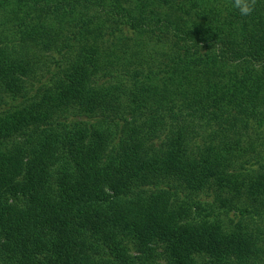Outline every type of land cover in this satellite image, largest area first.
<instances>
[{"label": "trees", "instance_id": "obj_1", "mask_svg": "<svg viewBox=\"0 0 264 264\" xmlns=\"http://www.w3.org/2000/svg\"><path fill=\"white\" fill-rule=\"evenodd\" d=\"M12 1L31 9L0 20V264H264V226L240 223L264 212V174L245 177V203L196 199L210 181L237 190L235 170L264 161V0L246 17L232 0L0 10ZM118 41L125 61L152 64L130 87L94 78L113 74ZM73 105L91 127L62 114Z\"/></svg>", "mask_w": 264, "mask_h": 264}, {"label": "rangeland", "instance_id": "obj_2", "mask_svg": "<svg viewBox=\"0 0 264 264\" xmlns=\"http://www.w3.org/2000/svg\"><path fill=\"white\" fill-rule=\"evenodd\" d=\"M31 9L30 6L27 3H15L14 1L12 2H8L6 4L3 5L2 9L0 10V20H4V18H10L13 17L15 12H26L27 10ZM93 11H88L86 12V16H92ZM15 18V17H14ZM13 18V19H14ZM12 21H9L8 24L6 23V25L4 27H9L11 28V23ZM9 33L11 32L10 30H7ZM134 40L131 41V43H133V41H136L137 39H139V37H133ZM121 40H124L123 37L121 36L119 41L121 42ZM12 41H15V38H13ZM116 42V46H111V48L109 49L111 52L108 53L106 59L107 61H109L110 65H111V72L113 73L110 76H106L101 74V72H99L97 75L94 76L95 79H97L98 82L100 83H107V84H115V83H119V82H124L126 84L127 87H130L131 84V76L132 74L139 70L141 72H139L140 75H142L143 73H147L149 71V67H152V64L147 65L146 63H141V64H136V63H132V62H128L124 60V57H127V55H125V53L121 50L118 49V46L120 45V42ZM98 43H100V40H97L95 42V44L99 45ZM84 46L83 43H79L76 44L74 46H72L71 50L66 53L64 55L63 58V63L61 64L62 68H66L74 59L75 54L77 52H79V50ZM150 48V47H149ZM108 50V51H109ZM128 58V57H127ZM139 75V76H140ZM111 77V78H110ZM6 107V106H5ZM62 114L64 115H77V116H81L83 119V122L86 120L89 123H82L81 125L84 127H91L90 123L94 122V119H92L91 117V113L87 112V111H82L80 110V108H78L77 106H70L68 107L66 110H63ZM89 120V121H88ZM187 121V118L185 119V122ZM188 122V121H187ZM97 126V125H96ZM102 126L105 130H110L111 132L114 130V127L111 124H100L99 127ZM98 127V126H97ZM208 127V125H205L201 130H203L204 128L206 129ZM210 127V126H209ZM58 133L62 132L64 130L63 127H58ZM68 129V128H65ZM209 129V128H207ZM199 131V130H198ZM20 137V136H19ZM16 138V141L20 142L21 139L20 138ZM259 145V144H256ZM260 146V145H259ZM258 150L261 149V147L257 148ZM252 161L248 164H246V166L242 169L239 170H235L236 174H238L237 178H239V188L237 190H235L233 187L230 189L228 188V190L225 191H220V189L218 187H216L214 185V181H210V187L205 186L204 189L200 190V191H196L197 196L196 199L199 200V204L198 206L203 207V209L212 204H213V200L215 199H220L223 201H228L230 199V201H236L237 204H240V201L245 203L243 200V195H245L247 188H248V181L245 177L247 178H252L254 177L256 174H258L259 172L261 174H264V161L261 162H256L257 159L260 160L259 157H252L251 158ZM233 171V170H232ZM240 171V174L238 173ZM234 172V171H233ZM220 191V192H219ZM96 192H98V190L96 189ZM108 192V190H107ZM229 193V194H226ZM217 194V196H216ZM183 198H178L176 201L172 202V205L175 207L177 205H179V203H182ZM231 203V202H230ZM191 210L190 213L188 214V218H193L194 216L196 217V206L195 205H191L190 206ZM264 211V210H263ZM7 214L12 217V219H14V221H16V223H20L22 216L20 214H18L17 212H15L13 209L8 208L6 210ZM202 217V216H200ZM201 220V219H197L196 221ZM219 220L222 221L224 224L228 223L229 225V221L227 219V217L225 215H223L222 213L219 215ZM203 221V220H202ZM252 223L255 225H258L259 227L264 226V212L262 214L261 217H256L253 215H250L248 218H242L240 220V223ZM241 225V224H240ZM131 246V245H130ZM131 254H134L135 251L132 249L130 250Z\"/></svg>", "mask_w": 264, "mask_h": 264}, {"label": "clouds", "instance_id": "obj_3", "mask_svg": "<svg viewBox=\"0 0 264 264\" xmlns=\"http://www.w3.org/2000/svg\"><path fill=\"white\" fill-rule=\"evenodd\" d=\"M258 0H232L231 6L243 17L251 16L256 10Z\"/></svg>", "mask_w": 264, "mask_h": 264}]
</instances>
